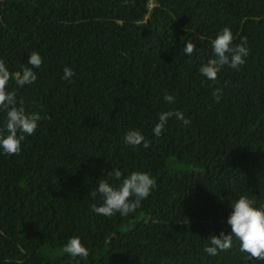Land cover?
<instances>
[{
    "label": "trees",
    "instance_id": "16d2710c",
    "mask_svg": "<svg viewBox=\"0 0 264 264\" xmlns=\"http://www.w3.org/2000/svg\"><path fill=\"white\" fill-rule=\"evenodd\" d=\"M225 27L249 55L210 81L199 68ZM33 51L37 79L20 87ZM0 60L17 106L42 116L18 155L0 148V264H264L235 236L204 251L231 233L240 196L264 206V0H0ZM177 110L190 122L173 116L155 136L159 114ZM6 119L0 110L5 135ZM129 130L150 147L125 143ZM136 171L156 182L140 206L96 214L100 180L119 187ZM73 237L86 259L64 252Z\"/></svg>",
    "mask_w": 264,
    "mask_h": 264
},
{
    "label": "clouds",
    "instance_id": "9594fccd",
    "mask_svg": "<svg viewBox=\"0 0 264 264\" xmlns=\"http://www.w3.org/2000/svg\"><path fill=\"white\" fill-rule=\"evenodd\" d=\"M233 34L225 27L213 40V58L209 59L200 68L199 72L210 81H215L219 71L223 66L228 65L233 69H239L245 63V58L249 55L246 37L241 38L239 44L233 45ZM196 50L193 42H188L184 48L187 55H191ZM27 64L31 67H23L22 72L15 73V83L20 87L25 84H32L37 79V74L33 70L42 64V57L38 52L30 53ZM75 75L74 71L68 67L64 68L63 79L70 80ZM13 75L6 67L5 62L0 60V110L7 111L5 131H0V148L8 155H18L21 151V142L25 139V134L32 135L37 129L38 122L42 119L39 112H26L23 101L17 106L16 93L8 90L9 81ZM220 89H215L213 95L218 102L220 99ZM164 99L169 103L174 97L165 94ZM175 117L184 124L190 121L185 118L179 110L166 111L159 114V122L155 125L153 133L159 137L164 131L169 118ZM125 143L132 146L143 144L144 148L150 147V142L137 130H129L124 137ZM120 180L122 173L114 170L108 173ZM156 186L155 179L148 173L136 171L122 180L119 187H114L106 180H100L98 189L92 192L95 197L97 191L103 197L100 206L91 205L96 214L111 217L117 212L121 216H126L134 212L143 199L150 195L151 189ZM256 202L246 196H240L232 203L233 211L228 217V224L231 225V233L225 234L223 231L219 235L210 236L209 244L205 245L204 251L212 256L218 251H227L232 247L233 236L240 241V251L247 253L250 258L264 260V206L254 207ZM64 252L72 257L86 259L89 256V249L86 248L78 237L70 238Z\"/></svg>",
    "mask_w": 264,
    "mask_h": 264
}]
</instances>
